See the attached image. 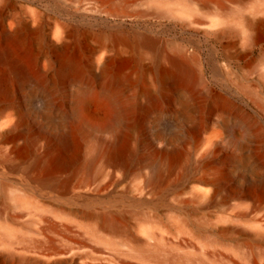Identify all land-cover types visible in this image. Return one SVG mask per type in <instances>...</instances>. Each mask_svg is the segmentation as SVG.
Instances as JSON below:
<instances>
[{
  "label": "bare ground",
  "instance_id": "obj_1",
  "mask_svg": "<svg viewBox=\"0 0 264 264\" xmlns=\"http://www.w3.org/2000/svg\"><path fill=\"white\" fill-rule=\"evenodd\" d=\"M170 1L175 6L165 2L169 13L194 9L191 0ZM7 8L12 3L0 0V264H264V152L255 156L250 176L240 185L226 182L213 161L188 165L167 148L124 132L81 162L85 129L109 124L84 119L83 110L91 101L87 88L76 96L77 126L69 125L44 141L28 134L13 90L40 84L46 75L29 39H43L46 53L58 59L56 73L67 74L68 80L78 78L85 65L70 32L50 40L41 25L32 27L26 17ZM232 21L245 49L256 44L264 32V0L244 6ZM100 36L107 42L92 50L90 59L101 52L97 75L104 94L122 97L121 84L135 83L148 70L162 83L153 100L166 98L169 86L198 93V69L181 50L166 53L144 33ZM142 46L157 47L149 67L141 62ZM134 68L138 79L130 76ZM199 95L207 106L225 104L226 112L252 133L259 131L256 119L221 93L207 88ZM123 102L122 111L129 113L134 104ZM141 111L139 123L124 116L123 122L139 126L152 109ZM230 159L235 168H247L240 155ZM81 171L85 176L76 180ZM116 172L122 176L116 177ZM124 182L125 189L119 190ZM129 190L135 194L129 195Z\"/></svg>",
  "mask_w": 264,
  "mask_h": 264
},
{
  "label": "rangeland",
  "instance_id": "obj_2",
  "mask_svg": "<svg viewBox=\"0 0 264 264\" xmlns=\"http://www.w3.org/2000/svg\"><path fill=\"white\" fill-rule=\"evenodd\" d=\"M9 1L12 8L7 11L26 17L32 27L41 25L42 34L50 40L56 41V35L63 31L70 32V40L76 43L79 58L85 65L82 73L77 74L78 78L68 80L67 74L56 73L58 59L46 53L43 39L39 35L29 39L31 51L41 57L40 69L46 75L40 84L13 90V100L27 119L25 129L28 134L40 135L44 141L66 130L69 125L77 126L76 96L87 88L91 101L83 110L84 119L108 121L109 124L105 129L99 126L85 129L79 161L84 162L94 148L100 149L110 137L124 132L135 140L167 148L169 153L177 154L181 162L188 165L213 161L231 185L243 184L250 176V163L254 162L256 155L264 152V32L256 44L245 49L232 18L256 0H191L193 10L183 8L170 13L165 11V2L175 6L170 0ZM113 32L144 33L166 53L181 50L196 65L200 75L196 96L188 90L180 91L169 86L166 98L153 100L151 96L159 94L162 83L151 70L133 84L125 80L121 84L125 90L118 88L123 98L104 94L103 81L97 75L101 52L92 59L90 52L101 42H107L100 35ZM156 51L157 47L142 46V64L153 65ZM31 71L36 76L33 67ZM129 72L133 74L129 73L131 77L138 76L135 68ZM207 88L242 106L256 119L259 131L257 128L252 133L251 128L226 112L225 104L207 106L206 99L199 95ZM123 101L134 104L127 111L129 113L122 111ZM147 106L152 112L139 126H131L132 122L139 123L144 113L141 110ZM123 116L132 122L126 124ZM231 155H240L247 168H235ZM210 168L211 165L207 167ZM84 176L85 171H81L76 180ZM115 176L121 177L122 172H116ZM125 185L124 182L118 189H125ZM128 193L133 195L135 191L129 190Z\"/></svg>",
  "mask_w": 264,
  "mask_h": 264
}]
</instances>
